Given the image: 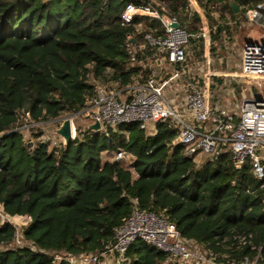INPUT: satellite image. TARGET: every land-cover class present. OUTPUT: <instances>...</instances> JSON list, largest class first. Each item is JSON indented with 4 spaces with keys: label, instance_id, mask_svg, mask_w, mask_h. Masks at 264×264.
<instances>
[{
    "label": "trees",
    "instance_id": "trees-1",
    "mask_svg": "<svg viewBox=\"0 0 264 264\" xmlns=\"http://www.w3.org/2000/svg\"><path fill=\"white\" fill-rule=\"evenodd\" d=\"M128 1L0 0V205L9 216L30 217L21 235L38 248L14 245L15 227L5 223L0 264H54L49 252L100 254L113 244L134 200L215 256L240 262L259 255L264 264V177L250 162L237 168L231 152L199 166L185 155L172 119L157 123L154 135L137 123L86 130L53 150L42 139L25 141L19 130L27 115L40 124L84 111L96 96L91 76L127 89L151 75L149 64L132 65L127 37L145 45L144 33L159 34L161 24L143 15L123 26ZM195 1L217 56L245 31V5L257 0H236L237 14L231 0ZM133 2L177 16L189 37L186 64L203 59V20L190 0ZM151 54L146 46L138 60L145 63ZM212 80L224 83L215 75ZM121 150L133 157L130 166L113 160ZM238 236H250L251 244L240 245ZM167 261V254L137 241L117 264Z\"/></svg>",
    "mask_w": 264,
    "mask_h": 264
},
{
    "label": "built area",
    "instance_id": "built-area-1",
    "mask_svg": "<svg viewBox=\"0 0 264 264\" xmlns=\"http://www.w3.org/2000/svg\"><path fill=\"white\" fill-rule=\"evenodd\" d=\"M133 1H128L121 15L123 26L130 25L137 16L150 15L160 22L161 28L159 34L151 31L144 33L145 45L138 44L131 35L127 37V48L131 55L132 65L138 63L150 65L158 58L165 57L170 64L176 67V71L171 78L160 81L159 70L151 67V75L145 81L142 77L136 78L127 89L114 83L103 85L91 76L90 82L96 87V96L80 113L89 118L92 123L100 122L102 130L107 127L137 123L141 130L148 132L150 125L172 119L179 131L178 141L186 148L185 155L199 166L209 161L213 162L225 153L231 152L232 160L237 168L250 162L255 174L263 178L264 0L245 5L243 22L248 29L257 31L250 30L243 47L241 80L246 84V90L240 101V114L237 119L234 114L225 110L213 112L210 104L211 73L206 65L202 73L201 88L186 81L185 110L179 112L172 106L166 96L165 88L171 80L181 76L180 69L188 64H186L185 50L189 40L188 34L180 25L177 16L161 14L151 3L136 6ZM190 2L203 20V32L200 36L204 37L207 48L210 43L211 29L197 3L195 1L193 3V0ZM142 46L144 48L148 46L152 52L145 59V63L138 60L139 51L144 49ZM63 120L62 117L49 123L58 128ZM25 121L29 124L26 127L39 125V123H33L28 115ZM72 135L73 139L78 137L73 123ZM42 140L48 142L50 150L60 148V138L59 141L50 137H43ZM131 157L121 150L116 153L113 160L129 162ZM14 218H23L24 226L30 221L29 216H9L0 205V226L11 223L15 227L14 245L30 247L37 251L36 246L22 238L21 230L12 221ZM235 239L240 245L251 244L250 236H238ZM137 241H143L148 246L167 254L166 264H260L259 255L253 261L245 258L240 262L230 260L226 255L223 257L213 255L201 244L183 238L177 225L167 217L140 209L137 200L133 201L131 215L116 228L113 244L104 252L80 255L65 252H49V254L54 264L62 260L71 264H111V259L120 260Z\"/></svg>",
    "mask_w": 264,
    "mask_h": 264
},
{
    "label": "rangeland",
    "instance_id": "rangeland-1",
    "mask_svg": "<svg viewBox=\"0 0 264 264\" xmlns=\"http://www.w3.org/2000/svg\"><path fill=\"white\" fill-rule=\"evenodd\" d=\"M250 30H254V29L247 28V30L242 32L239 30L236 36H234L232 40L227 41L225 43V47L219 50V54L217 56H212L210 50L207 52V55L209 54L210 72H211V77H210L211 106H213V108L218 110H225L229 113L234 114L235 116H238L240 114L239 105L241 98L243 97V95H245V90H246V84L241 80V62H242V52L245 44V39L248 33H250ZM256 31L257 30H254L253 32ZM205 58H206L205 55H203L202 60L196 59L194 62L192 61V64H195V66L196 64L197 67L200 66L201 72L205 66ZM195 73L196 71H193V74ZM212 75L224 79V83L221 85L213 81ZM213 82H214V88L212 89ZM180 83L183 84V90H184L187 83L184 80H181ZM184 96H185V90H184V95L183 93L182 94L180 93L179 96V102L182 101V104H184L185 102ZM68 116H72L74 118V124L76 126L75 130L77 133H79V129L85 128L84 125L87 121H90L89 118L85 117L81 113L76 115H65L63 116V118H66ZM26 126H29V124L25 120H22L21 125L19 127L20 128L23 127L22 129H20V131L25 141L27 142H36L40 139H43V137H50L53 139H57V141H59L60 137L53 134L56 127L49 122L40 123L35 127H26ZM107 159L108 157L105 156L104 160ZM12 221L13 223L16 224L18 229L21 230V228L24 227L23 222H25V220L23 218H14L12 219ZM110 261L111 264H117V261H114L113 259H111Z\"/></svg>",
    "mask_w": 264,
    "mask_h": 264
},
{
    "label": "crops",
    "instance_id": "crops-1",
    "mask_svg": "<svg viewBox=\"0 0 264 264\" xmlns=\"http://www.w3.org/2000/svg\"><path fill=\"white\" fill-rule=\"evenodd\" d=\"M195 1V0H194ZM196 2V1H195ZM198 5V4H197ZM199 7V6H198ZM200 9V7H199ZM201 10V9H200ZM241 10L239 8V12L240 13ZM235 13V12H234ZM237 14V13H236ZM208 24V23H207ZM242 27L245 28V30H247L246 25L244 24V22L242 21ZM241 28V27H240ZM210 50V43L208 45V47H205V65L206 67H208L209 71H210V61H209V54L207 55V52ZM150 67L158 69L160 72V81H166L167 79L171 78L175 71H176V67L172 64H170L165 57H160L157 60L153 61L150 64ZM204 69V68H203ZM203 69L201 72L200 66L197 67V64L195 66V64H187L186 66L182 67V69H180L181 71V76L179 78L173 79L171 80V82L166 86L165 88V93L167 98L169 99V101L171 102L172 106L179 112H182L185 110V103L182 104V101L179 102V96L180 93L184 95V90H183V84L180 83L181 80H184L185 82H190L193 85L197 86L198 88H201L202 86V73H203ZM193 71H196L195 74H193ZM211 73V72H210ZM211 104V103H210ZM184 105V106H182ZM213 112H220L222 110H218L213 108V106H211ZM239 117L236 116V119ZM92 122L87 121L84 125L85 128H81L79 129V132H84L86 130H88L89 125H91ZM147 135H154L156 133V125L152 124L149 126L148 132H146ZM111 158L108 157L107 160H110ZM131 160V161H130ZM129 160V162L124 161L126 166H130L132 164L133 161V157H131ZM131 162V163H130Z\"/></svg>",
    "mask_w": 264,
    "mask_h": 264
},
{
    "label": "water",
    "instance_id": "water-1",
    "mask_svg": "<svg viewBox=\"0 0 264 264\" xmlns=\"http://www.w3.org/2000/svg\"><path fill=\"white\" fill-rule=\"evenodd\" d=\"M232 9L235 13L239 12V7L237 5L236 1L231 2ZM177 26V24L175 25ZM144 48V46H142ZM88 130H92L95 132L102 131V125L100 122H95L89 125ZM54 134H56L58 137H60L63 145H68L73 140L72 135V117L68 116L64 118V120L61 122L58 128L54 130Z\"/></svg>",
    "mask_w": 264,
    "mask_h": 264
},
{
    "label": "bare ground",
    "instance_id": "bare-ground-1",
    "mask_svg": "<svg viewBox=\"0 0 264 264\" xmlns=\"http://www.w3.org/2000/svg\"><path fill=\"white\" fill-rule=\"evenodd\" d=\"M72 123H73L74 129H75L76 126H75V124H74V119H72Z\"/></svg>",
    "mask_w": 264,
    "mask_h": 264
}]
</instances>
